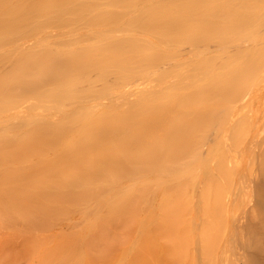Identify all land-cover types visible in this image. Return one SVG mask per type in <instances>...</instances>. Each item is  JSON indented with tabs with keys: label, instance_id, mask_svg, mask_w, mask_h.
<instances>
[{
	"label": "bare ground",
	"instance_id": "6f19581e",
	"mask_svg": "<svg viewBox=\"0 0 264 264\" xmlns=\"http://www.w3.org/2000/svg\"><path fill=\"white\" fill-rule=\"evenodd\" d=\"M136 3L138 0H0V63H14L0 76V227L21 230L25 226V231L17 229L23 235L34 229L36 237L32 229L28 238L21 237L39 245L37 250L30 245L34 253L27 249L32 257L39 247L47 248L38 258L35 256L44 258L40 259L43 264H53L63 254L68 261L62 258L58 264L71 258L70 264H136V260L148 264L149 258L157 264H177L174 261L178 256L193 259L188 244L191 230L186 225L181 231L187 233H182L173 219H190L187 217L192 216L189 212L194 207H189L194 205L192 184L201 178L205 180L200 185L204 190L197 189L196 183L194 192L201 189L204 195H196L201 200L197 203H205L202 208L210 206L208 213L216 209L219 202L213 191L220 187V180L213 179L218 157V164L224 161L221 167L227 169L222 168L221 173L216 169V176L218 172L227 182L230 175L231 182L223 184L224 189L231 184L230 191L244 194L248 202L258 194L260 210H264V7L257 10L263 12L262 16H255V10L250 14L244 11L229 25L228 0L164 1L143 10H136ZM116 8L122 12L115 13ZM50 29L68 31L50 36ZM227 34L226 64L217 66L201 57L190 59L195 73L177 72L174 77L178 81H170L172 73L188 63L183 60L189 59L181 53L176 55L172 44H197L201 46H194L198 56L200 48H207L213 38ZM66 35L72 40H59ZM36 36L41 38L35 39L31 48L23 46L26 38L33 40ZM19 38L22 40L17 42ZM171 59L176 64L183 61L182 67L174 64L156 72V80L150 78L157 64ZM138 77L148 82L147 86L152 85L141 92L135 89L140 95L135 92L137 97L131 100L128 91L131 84L138 87L134 80ZM111 78L114 85L109 83ZM129 79L135 84L126 89ZM138 82L145 86V82ZM120 87L125 91L119 92ZM31 100L24 113H12ZM103 100L109 103L103 105ZM98 106L103 107L97 110ZM218 111L226 115L214 117ZM215 119L219 121L218 131L224 134L223 151L210 149L203 158L201 146ZM223 187L218 189L219 195L231 194H226L227 189L224 194ZM207 190L210 195L203 193ZM189 191L191 197H186ZM205 194L211 196L209 202L214 208L203 200ZM182 198L186 200L185 209H189L185 215L180 208ZM204 210L207 208L202 209L203 215ZM75 216L82 222L78 228ZM72 217L75 226L62 225ZM214 219L208 221L216 224ZM166 225L174 229L173 239L167 236L170 229ZM165 226L169 230L167 238ZM57 227L60 234L47 244L45 240L51 237L47 231ZM15 232L8 235L13 237ZM206 232L197 239L207 247V238L213 236L205 238ZM45 233L50 237L44 239ZM173 240L182 244L175 246L177 251L171 248ZM51 242L53 247H47ZM185 243L188 245L183 246ZM25 245L22 247L27 248ZM169 249L178 258L174 255L175 260H171Z\"/></svg>",
	"mask_w": 264,
	"mask_h": 264
},
{
	"label": "rangeland",
	"instance_id": "374dc122",
	"mask_svg": "<svg viewBox=\"0 0 264 264\" xmlns=\"http://www.w3.org/2000/svg\"><path fill=\"white\" fill-rule=\"evenodd\" d=\"M164 1H174V0H138V3H136L137 5H139V6H137V8L138 9H136V10H143L144 8H150V7H152V6H155V5H157V4H161V3H164ZM264 3H262V0H228V7H227V10H228V12H229V15H230V18H228V23H229V25H231V23L233 24L234 23V20L235 19H233V17L234 16H236V17H241V16H243V13H244V11L246 12H248L249 14L252 12V11H256L257 12V10H259L260 8L262 9L263 7H264V5H263ZM260 9V10H261ZM264 9V8H263ZM115 13H121L122 12V10L121 9H119V8H116V9H114L113 10ZM254 11V15L255 16H262L263 14V10L261 11L262 13H260V11H259V13L257 12V14H256V12ZM96 13H98V12H96ZM99 13H103V12H99ZM260 14V15H259ZM81 27L82 28H84V27H86V25H81ZM86 30V29H85ZM97 30H99L98 28H97ZM53 31V30H52ZM51 31V29L50 30H48L47 32H49V33H51V34H49L50 36H57L58 34H60V33H63V31L65 32V31H68V29H65V30H62V32H61V30H54L53 32ZM87 31H88V29H87ZM60 32V33H59ZM55 33H57V34H55ZM65 33H67V32H65ZM37 37V38H36ZM35 38L33 37V40H32V37H31V39H27L26 38V40H24L23 41V46H26V48L27 49H29V48H31L30 46L33 44L34 45V43H36V40L38 39V38H41V37H39V36H36ZM36 39V40H35ZM67 39H71L72 40V37L71 36H69V35H66V36H63V37H61L59 40H67ZM228 39H229V36H228V34L227 35H225L224 36V38H213V40L210 42V43H208L207 44V48H200V49H202L201 51H200V53H199V55L198 56H196V53H195V51H194V46L196 47L197 46V44H191L190 42H188V41H186V42H181V43H178V44H172L171 46H172V48L175 50V54L176 55H180V54H178V53H181V55H184L186 58H188L189 57V59H187V60H183L184 62L185 61H188V60H190V59H194V58H196V59H198V60H201L200 58H197V57H201V58H205L206 60H211L215 65H217V66H219L221 63V65H224V64H226L227 63V56H226V49H227V42H228ZM22 40V38H19V39H17L16 41L18 42V41H21ZM29 40V41H28ZM35 40V41H34ZM40 40V39H39ZM27 41V42H26ZM25 42H26V44H25ZM25 44V45H24ZM199 47H201V46H198V47H196V49L197 48H199ZM54 48V47H53ZM192 52H194V53H192ZM193 54H195L193 57H191V55H193ZM210 58H213V60L215 61H213L212 59H210ZM13 60H11V61H9V62H7V61H4V62H2V63H0V76L2 75V74H4L5 72H8V70L12 67V66H14V63L12 62ZM183 61H181L182 62V64H183ZM180 63V62H179ZM174 64H176V62H175V60L174 59H171V60H168V61H166L165 63H163V64H157L156 66L157 67H155L156 69H153V70H151L150 72H152V76H150V78L151 79H153L154 78V76H157V75H154L156 72H158V71H162V70H164V69H168V68H170L171 66H173ZM181 64V63H180ZM180 64H176V66L177 65H179V66H181ZM184 65V68L182 69L181 68V71H175L174 72V74L172 73V77H170L169 79H171L170 81H173V80H177L178 81V79L177 78H175L176 77V74H177V72H184V75H185V71L187 72V71H189V72H192V71H194L193 73H195V69H194V67L190 64V62L188 61V63L186 62V63H184L183 64ZM179 66H177L178 68H179ZM227 66V65H226ZM226 66H224V67H226ZM177 67H176V69H177ZM182 67V66H181ZM192 69V70H191ZM180 70V69H179ZM191 70V71H190ZM179 74V73H178ZM192 74V73H186V76L188 75V76H190V75ZM154 75V76H153ZM182 73H180V77L181 76H184ZM175 76V77H174ZM137 78V77H136ZM134 79V80H136V82L140 85V83L138 82V81H140V82H143V84H144V82L145 81H143V80H140L141 79V77H138V79ZM149 78V79H150ZM175 78V79H174ZM155 80H156V78H154ZM153 79V80H154ZM152 80V81H153ZM151 81V80H150ZM186 81V80H185ZM135 82V81H134ZM187 83L189 82V81H186ZM186 82H184V83H186ZM109 83L110 84H113V79L111 78V79H109ZM131 83H133V80L131 81L130 79L129 80H127L126 82H125V86H126V89H131V86H132V89H133V91L135 90V89H140V91L139 92H141L143 89H148V88H150V86L152 85V83L149 85V86H147V84H148V82L146 83L145 82V86L144 85H137V83H136V86H138V87H134V85H132ZM174 83V82H173ZM130 84H131V86H130ZM133 84H135V83H133ZM142 84V83H141ZM114 85V84H113ZM116 85V84H115ZM124 85V84H123ZM122 85V86H123ZM120 88H122L121 90L119 89V92H121V91H125V89H123V87H120ZM125 88V87H124ZM132 89L131 90H129L128 91V93H127V91H126V93L128 94V97L129 96H131L130 98H131V100L136 96L137 97V94L139 93L137 90H135L134 92L132 91ZM225 90H226V88H225ZM118 92V93H119ZM133 92V93H132ZM135 92H138L137 94L135 93ZM227 92V91H226ZM135 95V96H134ZM139 95H140V93H139ZM138 95V96H139ZM224 95H226V93L224 94ZM135 97V98H136ZM129 98V99H130ZM135 100V99H134ZM228 99H226V101H227ZM226 101H224V104H225V102ZM242 100H240L239 102H241ZM29 102V103H28ZM28 102H25V103H23L25 106H23L21 109H19L20 107H18L17 109H15V110H12V113H14V112H22V113H24L27 109L25 108V107H27L28 108V106H30L31 104H32V100H31V102L30 101H28ZM104 103V104H103ZM109 103V100H103L102 101V104L103 105H107ZM229 102H227V104H228ZM243 102H241L240 104H242ZM225 106H226V104H225ZM229 106V104L227 105V107ZM103 106H98L96 109L97 110H100L101 108H102ZM24 109H26V110H24ZM225 109H226V107H225ZM218 110V109H217ZM224 111V110H223ZM221 113V114H220ZM226 113V112H225ZM224 112L222 113V111H218L217 113H215L214 115L212 114V116H214V117H218V115H222L223 116V114H225ZM218 114V115H217ZM226 115V114H225ZM224 115V116H225ZM216 120L218 121V119H215L214 121L216 122ZM55 121H56V117H55ZM214 121L212 120V123H211V120H210V122H208V123H211L210 124V126H211V128H213V129H211V128H209L208 130H209V132H208V135H206V138L203 140V143H202V149L203 150H201V148H200V152H202V157L204 158V157H207L208 156V154H209V152L211 151V150H214L215 152H220V150H221V148H222V141H221V139H222V137H223V135L224 134H222V133H220L219 131V129H220V126H216V125H219V121L215 124L214 123ZM209 127V126H208ZM219 130V131H218ZM221 135H222V137H221ZM254 135H256V132H254ZM220 136V137H219ZM211 137V138H210ZM208 138H209V140H208ZM220 140V141H219ZM206 142H207V144H206ZM216 144H215V143ZM221 142V143H220ZM213 144H214V146H213ZM219 145H221V147L219 146ZM214 147V148H213ZM217 147V149H215ZM213 148V149H212ZM211 149V150H210ZM219 149V150H218ZM217 150V151H216ZM213 151V152H214ZM221 151H223V150H221ZM226 151V150H225ZM222 153V152H221ZM204 154V155H203ZM219 157H218V160H217V158H216V160H215V162H217V163H214V165H216V166H214V167H216V169H218L219 171L218 172H222L223 171V169H224V167L222 166L221 167V165H223L222 163L224 162H222L221 164H220V162H219V164H218V161H219ZM224 160V159H223ZM226 162V161H225ZM225 166L227 165V163H225L224 164ZM223 168V169H222ZM226 168V167H225ZM216 169L214 168V171H215V174H214V179H213V181L215 180V181H219V186L221 187H223V184H229L231 181L229 180L230 179V175H228V174H225L226 176H224V177H228L229 176V179L227 180V182H226V179L225 178H223V177H220L221 175H219V173L217 172V174L219 175H217L216 176ZM227 169V168H226ZM226 169H224L225 171H226ZM228 169L230 170V168L228 167ZM229 170H227V173H228V171ZM224 172V171H223ZM230 173V172H229ZM224 174V173H223ZM222 174V175H223ZM228 175V176H227ZM215 177H220L221 179H219V178H217V180L215 179ZM211 178H213V177H211ZM204 179L203 178H201V179H199L198 180V183H197V189L200 187V188H202L200 185H202V181H203ZM222 180H225V181H222ZM205 181V180H204ZM229 181V182H228ZM196 183L195 184H192L194 187L192 188L193 189V193L194 194H191L192 195V199H193V201L192 202H194V205H192L193 203H191L190 205H192V206H189V207H193V210H192V212L190 211L189 212V214L190 213H192V216H191V214L187 217V218H190L189 220L187 219V221L185 220V222H190V225L189 224H187V223H185L184 221H182L183 219H179L178 218V220H177V217L178 216H176L175 217V220L173 219V221H174V225H175V227L176 226H180L179 228V230L181 231V229L183 228V229H185V228H187V227H185L186 225H188L189 227V229L191 230H189L190 232H191V235L192 236H190V237H192L191 238V240H190V243H188L189 244V246L191 245V250H193L192 252H191V250L190 249H188V255H187V257H189V255H190V253H189V251L191 252V254H192V257H193V259H191V263H190V259L189 258H187V260L186 259H184L183 260V258H182V256L180 257V256H178L179 257V259H176V261H174V262H177V264H200L201 262L203 263V264H263L264 263V255H262L263 254V251L262 250H264V249H262L261 247V245L264 243V229H263V226H264V215H262V214H264V210L262 211V210H260L261 208V205L259 206V202L261 201V199H260V197L258 198V194H254L253 195V197H252V200L250 201V202H248V198L247 197H245L244 196V194H241V196L239 195V193L238 192H234L233 190L232 191H230V185H228V186H226L225 187V189H227V191H226V194L227 193H231V194H229L228 196H226L225 195V197L222 195L221 196V194L219 195L218 194V189H220V187H214V188H216L215 190L216 191H213V193L215 192L216 193V195H214L213 193V195H214V197L215 196H217V198L215 197V201H216V199H217V201L219 202V203H216L217 205H215L216 207V209H213L214 208V206H212L213 204H210V202H209V198L211 197H207V195H210L211 194V191H209L210 193H208V190L207 191H205V192H203V193H208L207 195H206V198L204 199L203 198V200L204 201H206L207 202V200H208V202L209 203H206V204H210L211 205V207H213L212 209H213V211H212V213H211V211L208 213V211L210 210L209 208H210V206L209 207H205V208H207V210L205 211V213L206 214H204L203 215V213H202V209H205V208H202V207H204V206H202L203 204L205 205V203H203V204H199L200 202H201V200H199L198 199V197H197V199H198V201H200L199 203H197L198 201H197V199H196V195L198 196V194L200 193V194H202L199 190H201V189H199V190H197L196 189V193L197 194H195V192H194V188L196 187ZM215 183H217V182H215ZM204 184V183H203ZM221 184V185H220ZM253 184H255V183H253ZM257 184V183H256ZM255 184V185H256ZM206 185V184H205ZM209 185V184H208ZM212 185H214V183H212ZM211 184H210V186H212ZM217 185V184H216ZM204 186V185H203ZM207 186V185H206ZM209 186V187H210ZM218 186V185H217ZM230 186V187H229ZM208 187V186H207ZM206 187V188H207ZM208 187V188H209ZM204 188V187H203ZM202 188V190H204ZM210 188H212V189H214L213 187H210ZM190 189V188H189ZM225 189H224V187H223V189L221 188V190H223L224 191V194H225ZM229 189V190H228ZM218 191V192H217ZM223 191H220V193L221 192H223ZM190 192L191 191H189V193H188V195L186 196V197H191L190 196ZM191 192V193H192ZM232 192H233V194H232ZM223 194V193H222ZM204 194H202V196H203ZM236 195V196H235ZM237 195H239L238 197H237ZM257 196V198H255ZM200 197H201V195H200ZM214 197H212L213 198V201H214ZM224 197V198H223ZM229 197V198H228ZM237 197V198H236ZM185 198V197H184ZM184 198H182V200H183V203L181 204V207L180 208H182V212H183V215H185V211L186 212H188V210L189 209H185V201L187 200L186 198V200L184 201ZM225 198H226V200H225ZM228 198V199H227ZM241 198H243L242 200H241ZM207 199V200H206ZM220 201H219V200ZM188 200H190V198L188 199ZM210 200H212L211 198H210ZM260 200V201H259ZM214 201V202H215ZM223 201V202H222ZM226 201H227V204H226ZM252 201H255V202H253L252 203ZM213 202V203H214ZM239 204H238V203ZM241 202V203H240ZM196 203H197V205H196ZM222 204V205H221ZM241 204H242V206H241ZM255 204V205H254ZM177 205H178V203H177ZM195 205H196V207H195ZM199 205V206H198ZM201 205V206H200ZM218 205H219V207H218ZM220 205H221V207H220ZM240 205V206H239ZM180 206V205H179ZM187 206V205H186ZM223 206V207H222ZM252 206V207H251ZM188 207V206H187ZM218 207V208H217ZM239 207H241V208H239ZM250 207L254 210V213H252V209H250ZM257 207V208H256ZM195 208V209H194ZM197 208H198V210H197ZM202 208V209H201ZM226 208V209H225ZM179 209V208H178ZM219 209V210H218ZM223 209V210H222ZM245 209H247L248 211L249 210H251V211H249L250 213H252V214H254V215H252V214H250L249 215V212L247 211V210H245ZM236 210V211H235ZM177 211V210H176ZM223 211V212H222ZM247 211V212H246ZM217 212V213H216ZM220 212V213H219ZM225 213L224 215H222V213ZM237 212V213H236ZM260 212V213H259ZM263 212V213H262ZM176 212H174L173 213V215L175 214ZM196 213V214H195ZM233 213H234V215H233ZM262 213V214H261ZM170 213H168L166 216L168 217V215H169ZM177 214H178V212H177ZM176 214V215H177ZM180 214V213H179ZM182 214V213H181ZM180 214V215H181ZM209 216H208V215ZM213 216H212V215ZM217 214V215H216ZM244 214V215H243ZM206 215V216H205ZM216 215V216H215ZM227 215V216H226ZM261 215V216H260ZM170 216V215H169ZM171 216H172V212H171ZM187 216V215H186ZM197 216V217H196ZM208 216V217H207ZM219 216H222V217H219ZM250 216H252V217H250ZM173 217V216H172ZM181 217V216H180ZM205 217V218H204ZM223 217H225L224 219H223ZM258 217V218H257ZM74 217H72V219H73ZM75 218H77L76 216H75ZM74 218V219H75ZM174 218V217H173ZM184 218V217H183ZM195 218V219H194ZM199 218H201V219H199ZM204 218V219H203ZM209 218H211V220L212 219H214V221H213V223L214 222H217L216 224H211L212 222H211V220H209L208 221V219ZM222 218V219H221ZM250 218H252V219H250ZM255 218V219H254ZM67 220V221H65V222H63V224L62 225H66V224H69L71 227H72V225H73V223H74V226L76 225L75 224V222H74V219L73 220ZM171 219V218H170ZM207 219V220H206ZM77 220H79L78 218L75 220L76 221V223H78L79 222V224H77L76 226L77 227H75V228H78V227H80L81 225H82V222H80V221H78L77 222ZM177 220V221H176ZM217 220V221H216ZM220 220V221H219ZM222 220V221H221ZM239 220V221H238ZM261 220V221H260ZM167 221V220H166ZM170 221V220H169ZM173 221H171V223L173 222ZM202 221V222H201ZM209 222L210 224H211V226H210V228L214 231H212L210 228H209V225H208V223L207 222ZM218 221H219V223H218ZM168 222V221H167ZM180 222V223H179ZM223 222H226V223H223ZM260 222H261V224H260ZM207 223V224H206ZM223 223V224H222ZM237 223V224H236ZM81 224V225H80ZM204 224H206V225H204ZM217 224H218V226H217ZM219 224H220V226H219ZM79 225V226H78ZM169 225H172V224H170L169 223ZM173 225V226H174ZM184 225V226H183ZM202 227H201V226ZM230 225V226H229ZM261 225V226H260ZM263 225V226H262ZM74 226H73V228H74ZM167 227H168V225H166ZM164 227V230H165V228H166V234L164 233V237H166L167 238V236L169 237V239L170 238H172V237H174V235H176V234H174L175 233V231H174V229H172V226L171 227H168L169 229H170V233L167 231V227ZM200 226V227H199ZM213 226H215L216 228H214ZM6 226H3V227H0V264H43V263H41V261L44 259H42L41 257H40V259H41V261H40V259L38 260V259H36V258H38L39 257V252H41L42 250H46L47 251V248H44V247H39L40 248V250H39V252H37V254L35 255L36 256V258H35V256L34 257H32V254H29V253H31V252H27L28 250L29 251H32V253H34L33 251H34V248H35V250H37V248H38V246L37 245H35V246H37V247H35L34 245H33V243H34V241L32 240V238H30L31 239V243H32V241H33V243L32 244H30V241H28V242H26V239L28 238L27 236H29V234H31V232L34 230V229H32V231H31V229H29L28 231H31V232H28L27 230H26V233H29V234H25V232H24V234L25 235H23V231H22V233L21 232H18L17 231V229L18 228H5ZM185 227V228H184ZM22 228L23 229H21V230H24L25 229V226H22ZM27 228V227H26ZM59 228V229H58ZM178 228V227H177ZM176 228V229H177ZM210 229V231H211V233H208V232H210V231H208V229ZM214 228V229H213ZM227 228V229H226ZM262 228V229H261ZM16 229V230H15ZM28 229V228H27ZM175 229V230H176ZM203 229V230H202ZM221 229V230H220ZM16 232H15V231ZM18 230H20V228L18 229ZM20 230V231H21ZM60 227H57L56 228V230L54 229V230H52V231H47V233H49L50 235H51V237L50 236H48L46 233H45V236L47 235L48 237H50V238H48L47 236L45 237H43L44 239L45 238H48L47 240H45V241H47V244H48V242H50V241H53V240H55L56 239V233L57 234H60L59 232H60ZM173 230V231H172ZM187 230V231H188ZM263 230V231H262ZM25 231V230H24ZM179 231V232H180ZM197 231H198V234H197ZM200 231H207L206 232V237L205 238H207V236H210V234H212V236L213 237H211L210 239H209V237L207 238L208 240H210L209 242V246H205V244L204 243H202L203 242V240L202 239H205V238H202L201 240V243L199 242V240L197 239V238H199V236H200V234H202L203 236L205 235V232H204V234H203V232H200ZM13 232H15L14 234L16 235V233L18 232V234L20 233V235H19V238L18 239H16L17 238V235H16V238H15V235H13V237H10L8 234H13ZM34 232V231H33ZM38 232V231H37ZM36 232V233H37ZM174 232V233H173ZM182 233H187L186 232V230H183V231H181ZM219 233L218 235L216 234V233ZM223 232L225 233V234H223ZM167 233H169V235H167ZM177 233V232H176ZM181 233V234H182ZM222 233V234H221ZM21 234L23 235V236H26V237H21ZM35 234V232L33 233V235ZM39 234H41V236H43V234H42V231L40 232L39 231ZM52 234H53V236H52ZM174 234V235H173ZM32 235V234H31ZM36 235L37 234H35V237H36ZM56 235V236H55ZM167 235V236H166ZM173 235V236H172ZM187 234H185V236H186ZM7 236H9V239L7 238ZM177 236H179V233H178V235ZM182 236H184V235H182ZM181 236V237H182ZM38 237H40V236H38ZM176 237V236H175ZM180 237V236H179ZM188 237V236H187ZM5 238H7L6 239V241H5ZM11 238H13V239H15L14 241H12L13 239H11ZM21 238V240L19 241V239ZM42 238V239H43ZM53 238V239H52ZM178 238V237H177ZM183 238V237H182ZM181 238V239H182ZM186 238V237H185ZM201 238V237H200ZM23 239H24V241H23ZM40 239V238H39ZM43 239V240H44ZM50 239H52V240H50ZM173 239V238H172ZM171 239V240H172ZM176 239V238H175ZM180 239V238H179ZM184 239V238H183ZM224 239V240H223ZM163 240H165V239H163ZM166 240H168V239H166ZM171 240H168V241H166V242H168V243H171L172 241ZM207 240V241H208ZM5 241V242H4ZM10 241V242H9ZM179 241V240H178ZM185 241H186V239H185ZM205 241H206V239H205ZM206 241V242H207ZM25 242H26V244H28V245H25ZM165 242V243H166ZM187 242H189V238H188V240H187ZM186 242V243H187ZM205 242V243H206ZM178 242H175V240H173V247H172V245H171V248H173V249H175L176 251H177V249H176V245H180V244H177ZM180 243V242H179ZM185 243V244H186ZM35 244V243H34ZM38 244V243H37ZM46 244V243H45ZM45 244H43V246L45 245ZM50 244V243H49ZM183 244V246H187L188 244ZM202 244H204V245H202ZM207 244H208V242H207ZM28 246L27 248L26 247H22V246ZM30 245H33L34 246V248H33V246L31 247ZM53 245V243L51 242V244L49 245V246H47V247H53L52 246ZM163 245H164V243H163ZM165 245H167V243L165 244ZM182 245V244H181ZM179 246V247H182V246ZM30 246V247H29ZM167 246H170V245H167ZM210 246L212 247V248H210ZM5 247L8 249V253H6V251H7V249H5ZM64 247H65V245H64ZM62 248V250L63 249H65V248ZM178 247V246H177ZM178 247V248H179ZM202 247H204L203 249H205V247H206V249H205V253H207V255H205V253L204 252H201L202 251ZM30 248V249H29ZM66 248H68V247H66ZM78 248V247H77ZM76 248V251L77 250H79V249H77ZM168 249L167 247H164V249ZM170 248V247H169ZM189 248V247H188ZM210 249V251H209V249ZM263 248H264V245H263ZM4 249V250H3ZM28 249V250H27ZM33 249V250H32ZM51 249V248H50ZM208 249V250H207ZM211 249H213V250H211ZM229 249V253H228V250ZM2 250H3V252L5 253H3L2 252ZM181 249L179 248V251H180ZM183 250V249H182ZM200 250V251H199ZM23 251V252H22ZM67 251V250H66ZM66 251L64 252L65 254H66ZM171 251V252H170ZM184 251H186V250H184ZM199 252V254H198V252ZM208 251V252H207ZM43 252V251H42ZM63 252V251H62ZM68 252V251H67ZM168 252V251H167ZM169 252H170V254L171 255H173V256H170V259L172 260V259H174L175 260V257H174V255H175V251L173 252L172 250H170L169 249ZM173 252V253H172ZM183 252V251H182ZM181 252V253H182ZM200 252L202 253V254H200ZM215 252V253H214ZM226 254H225V253ZM69 253V252H68ZM68 253L66 254V255H68ZM210 253V254H209ZM215 255H214V254ZM227 253H228V255H227ZM6 254H7V256H6ZM9 254V255H8ZM19 254V256L17 257L16 255H18ZM21 254V255H20ZM29 254V255H28ZM60 254H61V252H60ZM212 254V255H211ZM4 255L5 256V258H4V256L2 257V256ZM34 255V254H33ZM141 255H143V256H145L146 257V255L145 254H141ZM140 255V256H141ZM180 255V254H179ZM186 255V253H184V256ZM194 255V256H193ZM61 256V257H60ZM60 256H58V257H60V259H59V261H56L55 263H53V264H58V262H60L61 260H62V258L64 257V254L63 255H60ZM143 256L141 257V258H143ZM176 256V255H175ZM176 256V257H177ZM191 256V255H190ZM198 256H200V257H198ZM208 258H210L211 256L213 257V260H212V257H211V259H207V257ZM15 257V258H14ZM30 257V258H29ZM66 257H68V256H66ZM144 257V258H145ZM166 257V256H165ZM172 257H174V258H172ZM177 257V258H178ZM4 258V259H3ZM13 258L14 259H16V260H13ZM32 258V259H31ZM35 258V259H34ZM69 258V257H68ZM67 258V259H68ZM143 258V259H144ZM169 258V257H168ZM182 258V259H181ZM185 258V257H184ZM203 258V259H202ZM47 260L46 261H48V258H46ZM52 259H54V258H52ZM57 259V260H58ZM64 259V258H63ZM65 260L66 262L68 261V260ZM72 259V258H71ZM71 259H69V262H70V260ZM138 259V258H137ZM189 259V260H188ZM196 259V260H195ZM199 259H201L200 261H199ZM263 259V260H262ZM45 260V259H44ZM50 260H51V258H50ZM138 260H140V259H138ZM145 260V259H144ZM147 260V259H146ZM168 261H169V259H167ZM183 262H182V261ZM193 260V261H192ZM203 260V261H202ZM206 260H208V261H206ZM46 261H43L44 263H48V262H50L51 263V261H48V262H46ZM65 261H62V263L61 264H63V262H65ZM72 261V260H71ZM75 261V260H74ZM143 261V260H142ZM54 262V261H53ZM68 262V263H69ZM147 261H145L144 262V264H147L146 263ZM152 262V263H151ZM180 262V263H179ZM206 262H208V263H206ZM68 263H65V264H68ZM70 263H72V262H70ZM69 263V264H70ZM74 263V262H73ZM140 264L141 263V261L139 262V261H137L136 260V264ZM163 264H164V262H162ZM166 263V262H165ZM168 263V262H167ZM201 263V264H202ZM49 264V263H48ZM52 264V263H51ZM148 264H157L156 263V261L154 260V261H151L150 260V258H149V260H148ZM161 264V263H160Z\"/></svg>",
	"mask_w": 264,
	"mask_h": 264
}]
</instances>
